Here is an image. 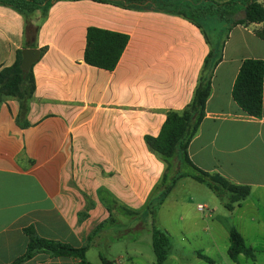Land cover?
<instances>
[{
	"label": "crops",
	"instance_id": "crops-1",
	"mask_svg": "<svg viewBox=\"0 0 264 264\" xmlns=\"http://www.w3.org/2000/svg\"><path fill=\"white\" fill-rule=\"evenodd\" d=\"M258 2L264 7V0ZM22 27L21 17L0 5V68L27 47ZM87 27L126 35L113 69L83 62ZM260 27L236 25L227 32L203 118L187 146L197 168L250 187L220 217L227 234L234 228L254 258L238 254L228 257L231 263L206 264H255V254L264 257V41L253 33ZM32 43L44 51L30 67L34 88L25 116L17 119L14 99H0V264L24 252L25 227L41 238L81 247L99 223L112 218L92 235L84 254L87 264H100L99 256L91 262L87 254L140 227L137 215L134 228L116 231L123 227L117 206L142 208L163 171L143 136H155L165 113L189 102L209 48L199 29L181 16L93 0L54 2ZM245 58L263 63L258 118L245 115L230 95ZM122 258L112 264H145L121 263ZM243 258L251 263H239ZM77 262L37 253L20 264Z\"/></svg>",
	"mask_w": 264,
	"mask_h": 264
},
{
	"label": "trees",
	"instance_id": "trees-1",
	"mask_svg": "<svg viewBox=\"0 0 264 264\" xmlns=\"http://www.w3.org/2000/svg\"><path fill=\"white\" fill-rule=\"evenodd\" d=\"M57 1L63 0H0V5L15 11L22 19V37L27 47H34L28 43L29 38L38 30L48 8ZM74 1V0H67ZM95 2L110 3L126 9H149L181 16L199 29L208 46L191 99L180 110H168L155 136L144 135L143 142L148 151L163 164V171L152 187L142 212L150 215L159 206L173 187L175 181L181 177H189L204 185L216 198L221 201L226 210L238 206L249 194L250 187L236 184L218 173H209L197 168L188 158L187 146L195 135L198 125L204 115V105L210 93V79L215 65L221 59V46L227 32L236 25L248 26L261 24L253 33L264 41V7L258 0H227L214 2L212 0H93ZM216 19L220 28L210 27L211 34L206 33L205 23ZM212 24V23H211ZM214 31V32H213ZM212 37H215L213 41ZM124 34L107 31L95 27H87L84 35L82 60L85 64L103 70L114 68L125 44ZM39 55L44 48H40ZM20 50L15 51L13 62L0 68V99L12 98L17 102V119H22L27 112V103L32 94L34 84L31 68L22 71L19 68ZM263 63L260 59L245 58L240 62L231 86V99L247 116L258 118L261 113ZM175 164V165H174ZM174 165V166H173ZM108 210L109 207L107 206ZM120 214L137 216L136 210L118 205ZM113 221L108 218L99 223L88 236L81 247L44 239L37 236L31 227L23 228L27 238L24 252L9 264H20L37 253H44L51 257H71L78 260L77 264H87L85 251L92 235ZM151 247L154 254L153 264H163L167 256L170 236L160 226L151 223ZM227 256L234 260L238 254L253 260V251L246 247L240 234L229 228ZM197 258L211 263V259L195 252ZM100 264H112L99 255Z\"/></svg>",
	"mask_w": 264,
	"mask_h": 264
},
{
	"label": "rangeland",
	"instance_id": "rangeland-1",
	"mask_svg": "<svg viewBox=\"0 0 264 264\" xmlns=\"http://www.w3.org/2000/svg\"><path fill=\"white\" fill-rule=\"evenodd\" d=\"M217 25V20L212 19L211 22L205 23L204 29L206 33L211 34L210 27ZM144 204L142 208L137 209L140 215L138 221L132 216L120 213L117 215L123 222V227H117L116 231L121 232L123 228L132 229L136 226V221L140 222L137 231L121 232L118 241L100 247L99 252L90 251L87 259L97 262L100 255L112 263L116 256L120 255L123 257L121 263L153 264L155 258L150 234V226L153 222L170 236L167 256L163 264H206L207 262L196 257L197 251L209 257L212 263H231L226 253L227 230L223 218L220 217L222 214H227L226 209L204 185L189 177H181L175 181L169 193L152 214L141 216ZM197 204L203 205L204 210L198 211ZM213 207L215 209L211 212L210 209ZM128 254L132 256L131 262L125 261ZM255 257V264L264 263L262 254H255ZM239 263L251 262L243 258Z\"/></svg>",
	"mask_w": 264,
	"mask_h": 264
},
{
	"label": "water",
	"instance_id": "water-1",
	"mask_svg": "<svg viewBox=\"0 0 264 264\" xmlns=\"http://www.w3.org/2000/svg\"><path fill=\"white\" fill-rule=\"evenodd\" d=\"M29 42H33V36L29 38ZM39 51L35 47H23L20 49L19 68L22 71H27L31 65L38 59Z\"/></svg>",
	"mask_w": 264,
	"mask_h": 264
},
{
	"label": "built area",
	"instance_id": "built-area-1",
	"mask_svg": "<svg viewBox=\"0 0 264 264\" xmlns=\"http://www.w3.org/2000/svg\"><path fill=\"white\" fill-rule=\"evenodd\" d=\"M196 209H197L198 211H203V210H204V206H203V205H200V204H197V205H196Z\"/></svg>",
	"mask_w": 264,
	"mask_h": 264
}]
</instances>
